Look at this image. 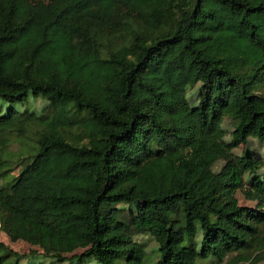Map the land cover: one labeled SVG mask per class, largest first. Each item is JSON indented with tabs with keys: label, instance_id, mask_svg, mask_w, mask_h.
I'll use <instances>...</instances> for the list:
<instances>
[{
	"label": "trees",
	"instance_id": "obj_1",
	"mask_svg": "<svg viewBox=\"0 0 264 264\" xmlns=\"http://www.w3.org/2000/svg\"><path fill=\"white\" fill-rule=\"evenodd\" d=\"M0 99L11 240L77 264L264 259V155L233 151L264 141V0H0Z\"/></svg>",
	"mask_w": 264,
	"mask_h": 264
},
{
	"label": "rangeland",
	"instance_id": "obj_2",
	"mask_svg": "<svg viewBox=\"0 0 264 264\" xmlns=\"http://www.w3.org/2000/svg\"><path fill=\"white\" fill-rule=\"evenodd\" d=\"M199 87H200V83H197L194 87L189 88L187 91V97L189 99V102L192 105H196L198 103ZM30 101L32 102L33 108L37 111L41 110L46 104V102L44 100L39 99V98H37V99L31 98ZM1 102H2V100L0 99V103ZM19 106L20 105H18L17 108ZM231 130H232V125L230 124V120L224 119L221 123L220 135L223 138L228 140L230 138L229 134H230ZM243 149H249V150L257 151L261 155H264V141H260V140H256V139H250L248 144L241 145V146L235 148L233 151L235 154L239 155ZM259 172H264V166L261 168V170ZM250 177H251L250 173L245 174L246 180H248ZM235 196H236L238 203L240 205L247 206V207H254L255 202L247 200L244 197L242 191L238 190L236 192ZM118 207H124L125 208V207H128V205L119 204ZM131 207L134 208V206H131ZM138 238H141V236H138ZM0 242L4 243L6 246L11 248L12 250L23 255L22 257H20L18 264H77V263H75L76 260H74L73 262H69V260L63 261V262L56 261L52 255H49L47 253H43L38 248L31 247L25 241L11 240L8 237V235L1 229V227H0ZM156 248H157V243H155L154 241H151L148 245V250H154ZM33 249H34V253H31V251ZM74 253L76 255L80 254L81 249L76 250ZM81 264H97V263L93 260H88L85 263H81ZM211 264H226V261L224 260L222 262H211ZM259 264H264V259Z\"/></svg>",
	"mask_w": 264,
	"mask_h": 264
}]
</instances>
